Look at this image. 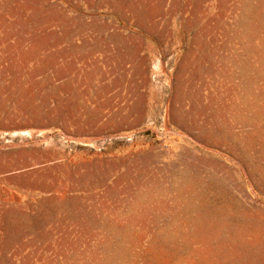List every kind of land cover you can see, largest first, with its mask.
<instances>
[{
	"label": "rangeland",
	"instance_id": "1",
	"mask_svg": "<svg viewBox=\"0 0 264 264\" xmlns=\"http://www.w3.org/2000/svg\"><path fill=\"white\" fill-rule=\"evenodd\" d=\"M0 264H264V0H0Z\"/></svg>",
	"mask_w": 264,
	"mask_h": 264
}]
</instances>
